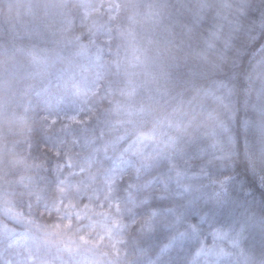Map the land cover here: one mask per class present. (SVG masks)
Returning a JSON list of instances; mask_svg holds the SVG:
<instances>
[{
    "label": "snow or ice",
    "instance_id": "snow-or-ice-1",
    "mask_svg": "<svg viewBox=\"0 0 264 264\" xmlns=\"http://www.w3.org/2000/svg\"><path fill=\"white\" fill-rule=\"evenodd\" d=\"M35 3L45 16L61 10L55 41L61 50L53 64L47 48L16 52L29 58L41 78L55 62L64 64L56 72L58 88L76 81V68L87 69L77 60L101 67L110 78L97 82L91 94L100 103L111 99L108 107H89L84 120L72 117L84 125L91 149L85 180L72 184L86 169L73 162L70 150L53 144L58 195L52 206L41 207L39 194L27 211L0 199V215L7 221H0V239L25 254L20 262L7 258L2 264H82L76 259L82 252L96 258L93 264H264V239L258 251L246 246L251 228L258 225L264 236V191L258 210L255 202L257 189H264V0ZM32 35L44 33L38 27ZM46 89L29 84L23 97ZM29 106L30 100L26 112ZM41 118L50 128L58 122ZM94 122L97 126L89 127ZM80 142L72 140L74 146ZM105 162L102 171H93ZM218 166L231 174L214 176ZM241 167L239 190L251 202L227 196ZM65 169L66 178L59 180ZM209 186L219 189L213 206H198L196 194ZM217 209L222 219L213 221L210 214ZM157 232L165 234L166 243L153 246L147 240ZM185 239L191 247L177 251Z\"/></svg>",
    "mask_w": 264,
    "mask_h": 264
},
{
    "label": "trees",
    "instance_id": "trees-1",
    "mask_svg": "<svg viewBox=\"0 0 264 264\" xmlns=\"http://www.w3.org/2000/svg\"><path fill=\"white\" fill-rule=\"evenodd\" d=\"M30 1L0 0V174L4 177L5 183L4 191L2 190L0 197L25 211H27L26 205L29 201L35 206L36 194L42 197L41 207L44 204L51 207L56 200L58 195L57 184L54 183L56 173L50 162L54 158L52 152L49 151L53 144L70 150L73 162L86 169L85 172L71 178L72 184L85 180L88 174V164L85 158L91 149L86 145L84 139V125L77 123L72 117L84 120L89 107H95L98 110L108 107V99H111V97H106L104 102L100 103V97H94L91 94V90L97 82L103 84L110 78L105 69L101 67L89 65L86 60H77V64L86 65L87 69L76 68V81L70 83L66 88H58L56 72L62 69L64 64L55 62L50 74L41 78L36 75L37 68L30 63L29 58L16 52L19 47L27 48L33 45L37 52L47 48L49 49L47 53L49 64H53L56 52L61 50L60 46L55 43L60 37L57 30L61 26V10L50 9L49 15L45 16L43 9L38 8L34 0L29 6ZM121 3L126 6L128 0H121ZM63 11L66 12L67 9ZM72 14L75 17V30L80 31L79 10H73ZM45 25L49 27L45 29ZM38 27L44 33L43 38H38L35 35L29 36V33H34ZM68 54L69 50L63 49V55L67 56ZM40 55L45 54L40 53ZM107 58L105 56V59ZM82 77H87V79ZM29 84L35 85L37 88L47 85V89L39 96L33 95L25 99L23 91ZM101 95H103V91ZM29 100L30 106L26 112L25 105ZM42 116H48L50 121L57 119L58 122L54 128H50L43 122ZM21 117L24 119H20ZM96 126L94 122L89 127ZM87 135L91 136V133ZM73 139H80V144L74 146ZM60 142L64 143L60 144ZM29 144L32 145L31 150ZM21 160L24 163H21ZM30 165L32 167H29ZM36 165H40V167H36ZM192 166L195 167V164L193 163ZM103 167H107L106 162L102 166L94 167L93 171H97V169L102 171ZM68 171L65 169L64 174L58 179H65ZM237 171L240 176L234 178L228 186L227 196L229 200L239 198L241 200L248 199L251 202L252 197L246 196L239 190V184L243 182V168L241 167ZM212 172L214 176L221 177L231 174L223 166L214 168ZM21 177H31V182L22 181ZM203 183L207 184L208 181L204 180ZM172 187H177L175 182ZM218 190L217 186H209L204 193H197L198 206L207 204L212 207L213 194ZM260 191H264V189L258 188L255 192L257 210L260 204ZM175 199L180 201L183 197L177 196ZM210 215L213 221L222 219V214L218 209ZM53 218L55 217L53 216ZM43 220L50 221V218L45 215ZM0 221H4L2 215H0ZM180 230L183 231L182 228ZM203 232L208 237V243L211 244L212 236L208 223L203 224ZM250 237L254 238L251 245L258 251L264 236L261 231L260 234L255 232V227H253ZM147 242L153 246L166 243L165 234L157 232ZM191 244L190 240H182L177 246V251L187 250ZM176 254V251L171 252L174 257ZM24 255L23 249L9 248L7 240L0 239V264L7 258L20 262L24 259ZM65 258L67 259V257ZM76 259L82 264H93L96 258L90 253L82 252L76 256Z\"/></svg>",
    "mask_w": 264,
    "mask_h": 264
},
{
    "label": "rangeland",
    "instance_id": "rangeland-1",
    "mask_svg": "<svg viewBox=\"0 0 264 264\" xmlns=\"http://www.w3.org/2000/svg\"><path fill=\"white\" fill-rule=\"evenodd\" d=\"M32 1L33 0H31L30 2H29V6L32 4ZM35 1V0H34ZM27 8H29V7H27ZM189 175H191V173H189ZM4 186H5V183H4V177L0 174V195H1V193H2V190L4 191ZM0 199H1V197H0ZM8 201V200H7ZM257 231V233L258 234H260V228H259V226L257 225V226H255V232ZM251 233H253V228H251L250 230H249V233L247 234V238H246V246H248V247H253V245H251L252 243V239H254V238H251L250 237V234Z\"/></svg>",
    "mask_w": 264,
    "mask_h": 264
}]
</instances>
